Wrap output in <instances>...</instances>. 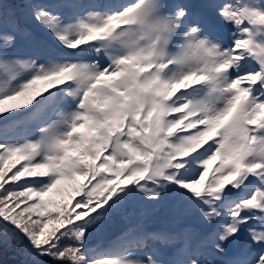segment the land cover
<instances>
[{
	"label": "snow or ice",
	"instance_id": "obj_1",
	"mask_svg": "<svg viewBox=\"0 0 264 264\" xmlns=\"http://www.w3.org/2000/svg\"><path fill=\"white\" fill-rule=\"evenodd\" d=\"M5 247L264 264V0H0Z\"/></svg>",
	"mask_w": 264,
	"mask_h": 264
}]
</instances>
